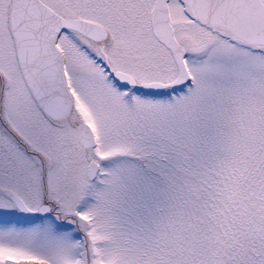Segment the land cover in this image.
<instances>
[{
    "label": "snow or ice",
    "instance_id": "1",
    "mask_svg": "<svg viewBox=\"0 0 264 264\" xmlns=\"http://www.w3.org/2000/svg\"><path fill=\"white\" fill-rule=\"evenodd\" d=\"M0 264H264V0H0Z\"/></svg>",
    "mask_w": 264,
    "mask_h": 264
}]
</instances>
